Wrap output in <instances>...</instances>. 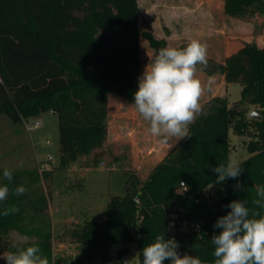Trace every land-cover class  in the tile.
I'll return each mask as SVG.
<instances>
[{"label": "trees", "instance_id": "trees-1", "mask_svg": "<svg viewBox=\"0 0 264 264\" xmlns=\"http://www.w3.org/2000/svg\"><path fill=\"white\" fill-rule=\"evenodd\" d=\"M260 1L226 0L225 11L253 17ZM143 35L157 50L165 47L150 32ZM140 37L138 0H0V112L15 123H28L42 110L59 115L60 165L48 174L75 165L86 170L113 164L126 176L124 194L110 197L102 221L65 226L56 238L39 169L10 170V193L0 202V253L37 245L49 264H56L55 243L67 242L77 244V264H105L114 244L123 245L117 251L122 261L126 245L136 242L140 261L144 245L164 232L165 239L178 242L181 256L213 264L211 239L221 231L213 225L230 211L225 206L246 200L254 207L255 186L264 185V43L257 36L239 37L224 63L217 64L226 82L242 84V97L258 104L261 118L245 120L244 110L229 106L226 97L209 99L189 125L190 137L141 179L128 156L108 142L109 95L132 100L138 89ZM250 122L252 154L240 161L242 173L213 183L211 169L230 158V129L246 133ZM3 170L0 185L8 183ZM180 181L187 191L180 190ZM238 181L241 188L235 189ZM20 185L27 191L16 196ZM13 205L17 213L2 215Z\"/></svg>", "mask_w": 264, "mask_h": 264}, {"label": "rangeland", "instance_id": "rangeland-1", "mask_svg": "<svg viewBox=\"0 0 264 264\" xmlns=\"http://www.w3.org/2000/svg\"><path fill=\"white\" fill-rule=\"evenodd\" d=\"M225 2L226 0H224V12L229 15L225 11ZM258 11L261 14V10L257 8L256 13ZM256 13L253 17H232L248 22L255 18ZM246 34L249 35V33H240L238 36L247 38ZM147 48L144 47L142 51ZM215 63L207 60L205 69L211 70L212 66H217ZM201 66L203 65H198V68L204 71L205 69H201ZM241 91L240 82H228V94L225 89H222V95L216 96L226 97L229 106L244 110V119L248 121L252 112L259 113V106L252 102V98L248 101L249 98L242 97ZM205 102L200 103L203 106ZM133 103L134 99L111 94L109 138L114 144V151L128 156V164L141 179H145L178 141L172 140L168 144H161L158 138L151 136L148 132V124L136 112L132 106ZM36 122L37 127H35ZM254 130L252 122L246 128V133H234L233 129H230V158L240 162L252 154L248 145L251 140H254ZM152 147V153L148 154ZM59 165L58 114L50 110H42L28 123H15L5 113L0 112V169H39L44 180L45 192L50 200L53 232L56 238L65 226L80 224L90 219L102 221L106 216L110 197L123 195L126 181L124 171L113 164H102L98 168L86 170H81L75 165L72 169L56 168L52 173H47L50 168ZM205 194L209 196L210 189L206 190ZM122 246V244H114L111 247L110 260H113L115 264H123L117 255L118 249ZM126 246L129 251L124 258L129 261V264H139L138 244L131 242ZM78 253L76 243H55L56 264H68L75 261ZM0 259L3 258L0 257Z\"/></svg>", "mask_w": 264, "mask_h": 264}, {"label": "clouds", "instance_id": "clouds-1", "mask_svg": "<svg viewBox=\"0 0 264 264\" xmlns=\"http://www.w3.org/2000/svg\"><path fill=\"white\" fill-rule=\"evenodd\" d=\"M198 65L207 66V48L204 43L192 39L182 48H161L138 77L132 106L148 124L149 134L158 138L161 144L190 137L189 125L202 112L201 98L206 90H211L213 81L209 78L205 85L199 79ZM211 170L216 174L213 183L221 184L228 178H237L243 168L241 162L229 158L226 163H220ZM3 179L8 183L0 185V202L8 199L12 171L5 168ZM180 186L183 191L188 190L183 181H180ZM234 188H241L239 181ZM26 191L20 185L14 189V194L20 196ZM255 194L257 198L252 201L254 207L246 206V200H233L225 206L230 211L214 223L213 227L221 231L211 239L213 264H264V185H256ZM18 211L19 208L13 205L2 215ZM178 247L174 238L165 239L164 232L160 233L153 242L144 245L140 264H164L166 260L171 264H202L199 256H181ZM0 257L6 264H49L37 245L5 251L0 253ZM123 264H129V261L125 260Z\"/></svg>", "mask_w": 264, "mask_h": 264}, {"label": "crops", "instance_id": "crops-1", "mask_svg": "<svg viewBox=\"0 0 264 264\" xmlns=\"http://www.w3.org/2000/svg\"><path fill=\"white\" fill-rule=\"evenodd\" d=\"M138 7L141 34L140 76L159 51L151 46L148 39L144 37V32H150L156 39L164 40L165 47L181 48L192 39L199 40L206 45L207 60L220 65L236 47L240 33H249V35L246 34L247 38L245 37L247 40L257 36L261 43H264V0L258 2V10H261V14L258 11L255 18L248 22L225 14L224 0H138ZM144 47L148 48L142 51ZM200 68L205 69L203 66ZM197 75L205 85L209 78L213 81L211 90L205 91L201 103L216 95H222V89H225L228 94V82L225 81L224 74L217 66H212V69L208 71L199 70ZM110 98L111 94L108 110ZM109 135L110 121L108 142L111 143ZM152 150L153 147L148 154H151Z\"/></svg>", "mask_w": 264, "mask_h": 264}, {"label": "water", "instance_id": "water-1", "mask_svg": "<svg viewBox=\"0 0 264 264\" xmlns=\"http://www.w3.org/2000/svg\"><path fill=\"white\" fill-rule=\"evenodd\" d=\"M248 101H250V98L248 99ZM251 118H258L260 119L261 116L257 113V112H252L251 113ZM68 264H77L75 261H71ZM105 264H115V262L113 260L107 261Z\"/></svg>", "mask_w": 264, "mask_h": 264}, {"label": "built area", "instance_id": "built-area-1", "mask_svg": "<svg viewBox=\"0 0 264 264\" xmlns=\"http://www.w3.org/2000/svg\"><path fill=\"white\" fill-rule=\"evenodd\" d=\"M37 126H38V123L36 122V123H35V127H37ZM183 182H184V181H183ZM184 183H185V182H184ZM185 184H186V183H185ZM186 185H187V184H186ZM179 187H180V190L183 191V190L181 189V186H179ZM183 192H184V191H183ZM125 260H126L125 258H122V262H124Z\"/></svg>", "mask_w": 264, "mask_h": 264}]
</instances>
